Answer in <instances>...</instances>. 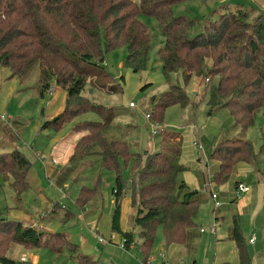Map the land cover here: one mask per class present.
Returning a JSON list of instances; mask_svg holds the SVG:
<instances>
[{"label":"trees","instance_id":"obj_1","mask_svg":"<svg viewBox=\"0 0 264 264\" xmlns=\"http://www.w3.org/2000/svg\"><path fill=\"white\" fill-rule=\"evenodd\" d=\"M181 1L184 0H0V64L7 66L11 75L20 81L36 64L37 89L41 96L53 82L66 91L62 110L44 119L41 128L57 130L88 111L100 116L98 120L86 119L73 125L75 130L87 132L77 139L69 159L95 148L99 166L114 172L111 230L121 233L126 248L138 242L145 262L157 227H161L166 245L183 244L193 235L191 229L196 226L198 206L205 196L180 178L185 167L179 163V140H171L169 136L164 142L160 139L161 148L141 158L125 141L106 138L105 131L120 110L82 95L91 77H105L102 86H107L108 92L122 90L119 82L107 85L113 77L104 66L105 53L123 45L125 64L132 71L144 69L152 35L139 15L153 16L164 36L157 53L166 77L179 69L186 83L192 73L217 75L207 86L208 114L216 107H225L235 123L246 129L253 125L257 111L264 109V10L252 21L246 19L247 12L240 8L201 21L188 13H175L173 6ZM205 56L212 59L207 67L203 65ZM189 101L179 83L153 93L148 99L151 116L159 123L163 121L166 107L186 106ZM260 138L259 152H264V126ZM209 157L218 161L213 180L224 183L235 171L236 164L256 160V152L248 138L226 137L216 143ZM30 165L31 160L19 148L0 153V172L6 170L12 174L18 193L22 188L17 182L23 188L29 184ZM124 166L130 171L127 177L123 175ZM85 189L81 188L76 199L81 208L90 198L82 195ZM125 194L135 208L133 223L140 227L137 233L120 225L121 199ZM66 215L72 213L68 210ZM0 229L10 232L25 247L46 246L55 252L58 248H68L70 256L80 264H101L79 252L78 245L69 241L64 232L47 235L9 217H0ZM231 236L238 264H253L237 215L233 216ZM57 237L63 238L59 241L63 247L56 244ZM0 264H16V261L0 254Z\"/></svg>","mask_w":264,"mask_h":264},{"label":"rangeland","instance_id":"obj_2","mask_svg":"<svg viewBox=\"0 0 264 264\" xmlns=\"http://www.w3.org/2000/svg\"><path fill=\"white\" fill-rule=\"evenodd\" d=\"M238 8L244 9L247 12L246 19L252 21L258 13L264 10V0H184L173 6L175 13H188L197 16L201 21L213 19L223 11H235ZM139 17L145 22L152 35L151 48L144 69L132 71L125 64V46L118 45L105 53L104 66L113 77L108 80L107 85L110 84L109 82H119L122 90L108 92L107 86H102L105 84V77L97 79H91L93 78L91 77L87 79L82 95L95 103L112 105L120 110L105 131L106 138L125 141L131 151L138 152L143 158L146 153L152 152V149L150 150L148 147L152 146V140L159 139L160 135L152 133V122L156 123L157 121L145 116L146 112L151 111L148 102L150 95L168 89L173 83H179L189 96L191 108L196 105L198 100L200 105H204V101H207L206 92L207 86L211 82L210 79L215 80L217 75L209 73L206 74L207 76H202L192 73L186 83L182 77V69H179L166 77L157 53L158 47L164 42L158 22L155 17L150 15L140 14ZM211 64V57L205 56L204 67ZM37 70L38 66L35 64L27 77L20 81L11 75L7 66L0 64V153L19 148L31 160L27 172L28 186L23 188L20 186L21 182H17V186L22 188L20 193L13 185L12 174L6 170L0 172V217L19 219L25 226H33L44 231L47 235L56 231L64 232L69 241L78 245L79 252L89 255L101 264H213L219 244H217V238L211 228L214 204L208 191H206V198L199 203L195 219L198 228L202 226L201 228L205 230L199 234L200 236L193 235L195 238L193 237L194 239L192 238L191 241H194L195 247L189 246V242L185 245L178 244L182 250L176 254L173 263L162 261L161 250H167L168 245L164 243L161 227L156 229L150 258L147 262L143 260L138 247L132 244L129 248H125L122 245L121 235L111 230V212L114 206L112 192L114 172L99 166V156L95 148L92 151L88 150L76 155L71 161L70 155L67 158L69 149H72L71 154L77 139L87 132L75 130L73 125L86 119L98 120L100 116L94 111H88L64 123L57 130L41 128L42 121L49 119V114L64 106L66 91L53 82L51 84L53 93L49 92V87L47 93L43 96L39 95ZM143 85L145 86L142 88ZM55 94L56 98L54 99ZM129 102H133L134 105L128 106ZM191 108L179 104L166 107L162 123L157 122L156 126L161 130L160 128L164 125L166 130L169 129L167 132L171 134L174 132L172 130H178L184 134L186 139L197 138L196 141L199 142L197 132L204 126L205 122L201 121H206L207 117L205 112L200 113L199 110L194 115L190 112ZM224 113H219L213 117V120L216 122L222 120L224 125H227L229 118L233 117L229 115L230 113ZM52 117L54 116L50 118ZM14 120L18 122L13 123ZM263 126L264 109H260L256 113L253 125L245 130V135L252 141L256 152V160H252V164L256 163L258 168L233 172L229 180L224 182L225 190L229 192L233 189L234 180L239 179V174L245 173L246 182L251 190L241 194L236 202L230 200V198H234L232 194H229L230 197L226 199L220 191L217 192L218 195L221 194L219 198L225 201L222 203L221 215L218 217L222 218L224 212V226H228L231 213L238 214L243 239L254 264H264V183L261 178L264 175V152H259ZM165 134H163L164 137ZM212 135L209 131L208 136ZM73 137L75 138L73 139ZM134 148L139 149L136 151ZM159 148H161V143H159ZM52 158L57 160L55 166L60 169L61 180L56 179L55 174L47 173L49 165H47V170L44 166V161L46 163ZM195 168L199 169V166L192 162L187 169L180 173V178L191 181L192 185H195L196 183L193 182L196 181L197 176ZM255 173L258 174V177L255 176ZM129 174V168L124 166L123 175L127 177ZM248 179L250 180L248 181ZM188 186L194 187L190 184ZM82 187H86L82 195L90 197L84 208H81L76 202ZM217 187L214 186V190ZM92 197L93 201L89 202ZM127 197L128 194H125L121 200L123 207L121 224L124 228L129 229L134 224L128 214L129 206L124 203ZM227 203L228 206H226ZM230 204L232 205L230 206ZM68 210L72 215H66ZM130 222H132V226ZM252 236L256 240L249 243L248 239ZM99 237L105 239V243L99 242ZM62 239L60 237L55 239L57 240L56 244H61V247L63 246L59 241ZM135 244L138 245V242L135 241ZM57 250L55 252L46 246L25 247L13 239L10 232L0 229V254L8 255L16 261V264H80L70 256L68 248L63 250L58 248ZM226 252L227 250H225ZM34 255H37V260L33 259ZM235 258L236 254L233 248L230 258H228L230 264H234Z\"/></svg>","mask_w":264,"mask_h":264},{"label":"crops","instance_id":"obj_3","mask_svg":"<svg viewBox=\"0 0 264 264\" xmlns=\"http://www.w3.org/2000/svg\"><path fill=\"white\" fill-rule=\"evenodd\" d=\"M45 93H47V92H45ZM55 98H56V94L54 96V99ZM198 101H196V105L193 108H191V103H189V105H186V107L189 106L191 108L190 109V112H192L194 115L196 114V112H198L197 110H199L200 113H202V111L205 112V115L207 117L206 118V121H201L202 123L205 122L204 123V126L201 128L202 130L200 129V131L197 132V136L199 137V142L196 141L197 138L196 139H190V140L189 139H186V137L184 136V134H182L178 130H172L174 132H173V134H171V133L167 132V131H169V129L166 130V128L164 127V125L161 124V125H163V127L160 128L161 130H159L157 133H154V134H158V133L160 134L159 135V139H156V138L153 139L152 140V143H151L152 146H150L148 148H150V150L152 149V151L157 150L159 148V141H160V139L163 140V141H165V138H167L168 136L171 137L170 138L171 140H179L181 142V154L179 156V163L182 166H184L185 169H187L189 167V164H191L192 162L196 166L197 165L199 166V169L198 168H195L197 170L196 171V175L197 176L195 178L196 181H193V182H195L196 184L194 183L195 185H192L193 183H191V181H186L185 179H184V181L188 185L190 184V186H192V187L194 186L193 188L194 189H197L199 193L204 194L205 197L203 199H205L206 196H207L206 191L210 192L209 191L210 190L209 187L206 186L205 184H207V182H209V180H211V183L210 184H211V187L213 189H214V186H218L217 189H215L216 192H219L220 191L221 194H223V196H225L226 199H227V197H230V195L232 194V196H234V198H230V200H232V201L234 200L236 202V199L241 194L248 193L251 189H249L246 192L241 193L240 195H237L236 194V185H234V182H233V189L230 190L229 192H227L225 190L226 188L224 187V185H225L224 183L221 184V185H218L213 180V178H212L213 172L215 170H217L218 161L215 160V159L210 158L208 155L210 154L211 150L214 148L215 144L220 139H222V138H226V137H238V136L239 137H243V138H247L246 135H245V130L247 128L246 129L241 128L240 125H238V124L235 123V121H234L233 118H229L230 120H229V123H227V125H224V123H223L222 120L216 122L215 120H213V117H216V115H218L221 112H225L224 114H228L229 111L225 107H216V108H214L212 110V112L210 114H208V112H207V110H208L207 103L204 101V105H200L199 104L200 102H198ZM128 106H130L129 103H128ZM62 108L63 107H60V109H57L56 111H54L53 113L49 114L48 116H50V117L51 116H55L57 113H59L62 110ZM15 122H18V121L17 120H14L13 123H15ZM209 131L213 134L211 137L208 136ZM154 134H152V135H154ZM163 134H165V137H164ZM74 138L75 137H73V139ZM70 148H72V147H70ZM148 148H146V150ZM138 149L139 148H136L135 150L137 151ZM71 150L72 149H69L67 158L69 157ZM198 157H200V158H198ZM195 160H196V162H195ZM56 164H57V162L56 163H54L52 161L46 162V165H45L46 166V170H47V165H49V168L47 170L48 171L47 173L50 174V175H52V173H53V174H55L56 179H60L61 180L62 175H61V173H59V170L60 169H57L56 168V166H55ZM204 166H205L206 169L203 168ZM254 167L255 168L256 167L258 168V166H257L256 163L252 164V161L251 162H248V163H238V164H236L235 171H233V172L234 173L235 172L237 173L240 170L247 171L248 169H252ZM57 171H58V174H57ZM255 176L258 177V174L255 173ZM261 178H262V181H263V176H261ZM236 180L246 182L247 181V177H246L245 173H243V175L242 174H239V179H236ZM236 180H234V181H236ZM249 180L250 179H248V181ZM221 194L219 193V195H221ZM96 195H97V193H96ZM95 196H94V198H95ZM92 201H93V197H92V199L89 202H92ZM222 201L225 202L224 200H222ZM124 203H126V205L129 206L127 208L128 209V214L131 216L132 221H133V216H134V213H135L134 209L135 208L130 203V197H129V195H128L127 198H125ZM232 204H230V206ZM228 205L229 204L227 203L226 206H228ZM220 208L218 210V212H219L218 215L219 216L221 215L220 214V210H221ZM122 209H123V207H122V203H121L120 225H121L122 229H124V230H132L135 233H137L139 231L140 227L137 226V225H133L132 226V222H130L132 227H130L129 229L124 228L122 226V224H121L122 213H123L122 212ZM235 215L238 216L237 213H234V212L231 213V216H229V218H230V225L224 226L225 213L223 212L222 213V218L221 217L219 218L220 219V223L216 226L215 230L213 231L215 237L217 238V241L216 242H217V244H219L218 245V251H216V253H215V257H214L213 264H230V261H229L228 258H230V252L233 251V248H234V251H235V254H236V258L234 259V264H238V258H237L236 248H235V242H234V240H233V238L231 236V227H232V224H233V216H235ZM238 219H239V216H238ZM201 227L198 228V226L196 224V226L191 229L192 232H193V235L200 236L199 234L205 230L203 228L201 230ZM118 234L121 235V233H118ZM193 235L192 236H189V238L186 240V242L183 243V245L188 244V242H189V246L195 247L194 241H191L193 237L195 238V236H193ZM121 238L123 240V236L122 235H121ZM135 240H138V236L137 235H135ZM255 240H256V238H254L253 241H250V238H249L248 239V242L249 243H253ZM132 244H133V246L138 247L135 243L132 242L128 246V248ZM181 250H182V247L181 246H178V243H174V244L168 245L167 246V250H165V249H162L161 250V258H162V261L163 262H166L167 261V262L173 263L176 254L177 253H180ZM225 250H227L226 253H225ZM34 258H35V260H37V255H34L33 256V259ZM149 258H150V256H149ZM149 258H148V260H149ZM25 259H26V257H25Z\"/></svg>","mask_w":264,"mask_h":264},{"label":"built area","instance_id":"obj_4","mask_svg":"<svg viewBox=\"0 0 264 264\" xmlns=\"http://www.w3.org/2000/svg\"><path fill=\"white\" fill-rule=\"evenodd\" d=\"M52 89H53V86L51 85L50 86V89H49V92L50 93L52 92ZM129 105L130 106H133L134 104H133V102H129ZM145 116L148 119H152L153 120L150 111L146 112ZM152 123H153V125H152V127H153L152 133H157L159 129H158V127L156 125L158 123L157 122L156 123L152 122ZM51 161L54 162V163L57 162V160L55 158H52ZM45 165H46V163L44 161V166ZM210 183H211V180H209V182H207V184H205V185L208 186L209 189H210L209 190L210 191V197H211V199L213 201V204H214V209H213V224H212V227H211L212 230L214 231L215 228H216V226L220 223V220H219V217H218L219 216L218 215V210L221 207L223 201L219 198L218 193L211 187V184ZM249 189H250V186H249L248 183L243 182V181H239L237 183V186H236V194L237 195H240L241 193L246 192ZM201 230H202V228H201ZM254 238H255L254 236L250 237V241H253ZM98 241L101 242V243H104L105 242V239H103L102 237H99L98 238ZM122 245L124 246V239L122 240Z\"/></svg>","mask_w":264,"mask_h":264}]
</instances>
